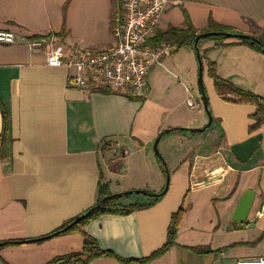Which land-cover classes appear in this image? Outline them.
<instances>
[{
    "label": "crops",
    "instance_id": "0c3cea01",
    "mask_svg": "<svg viewBox=\"0 0 264 264\" xmlns=\"http://www.w3.org/2000/svg\"><path fill=\"white\" fill-rule=\"evenodd\" d=\"M119 1L0 0V31L47 37L76 50L105 49L113 42ZM186 16L198 33L212 20L264 38V0H172L150 44H156L159 32L184 29ZM222 42L198 44L212 125L206 134L178 130L162 136L159 148L168 173L152 153L156 139L172 129H202L209 120L191 89L194 45L154 65L145 98L136 99L86 93L68 84L66 69L48 67L42 51L0 44V104L9 117L2 137L0 108V243L57 231L97 204L100 185H109L110 194H159L168 175V190L152 206L129 216L103 215L85 232L102 250L143 259L164 246L172 216L183 208L174 246L149 264H237L264 258V124L251 134L256 107L222 100L209 75L214 63L219 77L264 98V53L231 39ZM191 96L195 109L186 104ZM257 134L263 135L260 148L248 162L237 161L231 147ZM120 179L125 185L113 189ZM246 191L255 193V201L242 225L232 217ZM137 201L150 198L119 204ZM82 247L78 233L2 247L0 264H47ZM91 264L121 263L100 258Z\"/></svg>",
    "mask_w": 264,
    "mask_h": 264
},
{
    "label": "built area",
    "instance_id": "2783aa9c",
    "mask_svg": "<svg viewBox=\"0 0 264 264\" xmlns=\"http://www.w3.org/2000/svg\"><path fill=\"white\" fill-rule=\"evenodd\" d=\"M171 4L172 0H120L112 18L113 42L105 49L76 50L55 39H30L14 31H0V44L42 51L48 67L66 69L68 84L86 93L144 99L152 67L177 50L174 43L150 44ZM186 104L191 109L198 107L192 96ZM237 264H264V258Z\"/></svg>",
    "mask_w": 264,
    "mask_h": 264
},
{
    "label": "trees",
    "instance_id": "16d2710c",
    "mask_svg": "<svg viewBox=\"0 0 264 264\" xmlns=\"http://www.w3.org/2000/svg\"><path fill=\"white\" fill-rule=\"evenodd\" d=\"M219 33L245 35V34L237 32L233 28L224 27L222 25H219L218 23L212 20L209 22L207 29L198 33L197 30L193 27L189 18L186 16L184 29L170 28L166 32H159L155 38V43L156 44H160L162 42L174 43L177 45V49H181L182 47H185V46L194 45L195 40L199 35L208 34L209 35L208 37L203 38L200 41L204 39H213L223 44L222 41H227L228 38H225L221 35L212 36V34H219ZM63 35L64 33H61L59 36L63 37ZM252 38L257 39L260 43H255L254 41H251L250 39H231V40H234L241 44H247L249 46L256 48L262 53H264V38L262 39H259L256 37H252ZM201 59L203 61L204 57L201 56ZM209 75L213 79L216 92L222 100L232 102V103H237V104H251L256 107V113L252 116L254 123L250 125L249 131L251 134L257 132L264 124V98L250 91L240 89L236 87L232 82L219 77L217 75L214 63L210 64ZM0 108L3 113V123H4V130H3L2 137H5L6 132L8 130V126H9V117H8V113L6 109L1 104H0ZM178 130L180 131V129L168 130V131L163 132V134L178 131ZM3 156H4V148L2 146L0 147V159L1 157L3 158ZM144 192L147 193L145 196L150 198V202L146 203V202L137 201V202H132L127 206H122L119 204V202L122 199L126 197H130V196L121 197L119 196V194L112 195L109 192V185L107 184L100 185V188H99L100 196H99V200L96 205L101 203V201L106 197L111 196V198L103 202L101 204L100 209L95 210L90 217L79 222L77 225L72 227L70 230L62 232L58 235L60 236V235H65V234H70V233L80 234L83 237L82 250L80 252L71 253V254L64 255V256H59L47 264H91L92 262L100 258H113L117 260L118 262H120L121 264H149L154 259L165 254L175 244L179 226L181 224V220L185 212L183 208H180L178 212L172 216L171 223L168 229L167 240L164 246L158 251H156L155 253H153L152 255H150L149 257H146L143 259H138V260L125 259V258H122L114 254L111 251L102 250L99 247L96 239H94L92 236H90L89 234L85 232V228L90 222L98 219L99 217L103 215L129 216L136 211H141V210L149 208L150 206L153 205L154 202H156L159 198L164 196V195H161L160 197H155L153 196L154 193L148 190H144ZM131 196H135V195H131ZM90 209H88L87 211H89ZM81 215L75 217L74 219L66 223L63 227H61L57 231H60L61 229L65 228L71 222L81 217ZM57 231H54L52 233H55ZM27 241L28 240L1 242L0 248L26 244Z\"/></svg>",
    "mask_w": 264,
    "mask_h": 264
},
{
    "label": "water",
    "instance_id": "95a60500",
    "mask_svg": "<svg viewBox=\"0 0 264 264\" xmlns=\"http://www.w3.org/2000/svg\"><path fill=\"white\" fill-rule=\"evenodd\" d=\"M216 35H221V36L228 38V39H250L251 41H254L255 43H260L257 39H254V38H252L250 36H246V35L224 34V33L212 34V36H216ZM208 36H209L208 34L199 35L195 40L194 47L196 49L197 57H198V61H199L198 84H199V89H200L202 101L204 103V108L207 111V114L209 117V123L206 127L202 128V129H195V130L180 129V131H184V132H188V133H201V132H204L205 130L209 129L210 126L212 125V122H213L212 114L209 110V104H208V99L206 96V91L204 89V84H203V75H204L203 61L201 59V55H200V52L198 49L199 41L203 38L208 37ZM163 135L164 134H161L156 139L155 145H154V150H155V153L157 154V156L160 157L161 160L165 163V161L163 160V158L161 157V155L158 151V145H159L160 140H161ZM262 139H263V135L257 134V135L247 139L246 141H244L242 143H238V144L233 145L231 147V152L237 161H239L241 163H246L254 155V153L260 148ZM168 182H169V177H168ZM168 187H169V183L167 184V186H165L164 191H162L159 194H154L153 196L160 197L161 195H164L166 193V191L168 190ZM146 194L147 193L144 191H130V192L121 193V194H119V196L126 197V196H131V195H146ZM110 198H111V196L104 198L101 201V203H99L98 205L91 208L89 211H87L86 213L81 215V217H79L75 221L71 222L69 225H67L65 228L61 229L60 231H57V232L52 233L50 235H47L45 237L29 240V241H27V243L43 242V241H46V240H49L51 238L58 236L62 232L70 230L72 227L77 225L79 222L90 217L95 210L100 209L101 204L103 202H105L106 200H108ZM254 201H255V193L253 191H246L243 198L241 199L233 217H232L233 221L238 223V224H242V225L248 223V217H249V214L252 210ZM251 227H254V225H251Z\"/></svg>",
    "mask_w": 264,
    "mask_h": 264
},
{
    "label": "rangeland",
    "instance_id": "374dc122",
    "mask_svg": "<svg viewBox=\"0 0 264 264\" xmlns=\"http://www.w3.org/2000/svg\"><path fill=\"white\" fill-rule=\"evenodd\" d=\"M185 48H181V49H179V51L178 52H182V51H187V50H184ZM194 57V59H196V65H197V68L199 67V61H198V59H197V56H196V53H195V50L193 51V53H192V58ZM196 68V73H195V70H194V74H193V83H192V85H191V89H192V92H193V95H194V97H195V101H196V103H198L202 108L200 109L201 111H205L204 110V107H203V104H202V101H201V96H200V92H199V87H198V75H197V69ZM208 123H209V120L207 121V123H206V126L208 125ZM206 133H208V131L207 132H203V134H206ZM160 144V143H159ZM154 145H155V143H154ZM158 151H159V153H160V155H161V152H160V148H159V145H158ZM152 153H153V155L156 157L155 159H158L157 161H159L160 163H159V165H161V168L163 167V169L165 168V170L167 171V168H166V165H165V163L161 160V158L160 157H158L157 156V154L155 153V150H154V146H153V150H152ZM161 157H162V155H161ZM153 160H154V158H153ZM148 164V163H147ZM144 164H143V161H140L139 162V171H143V169H144V166H143ZM149 165V164H148ZM167 173H168V171H167ZM168 175H167V177L165 178V184H166V186H167V184L169 183L168 182ZM123 184L125 185V180H123V179H120V180H117V181H114V186H113V189H117V188H121L122 186H123ZM103 185H106V184H103ZM121 186V187H120ZM125 192V191H124ZM120 193H122V192H120ZM120 193H115V194H120ZM115 194H112V195H115ZM144 197H146L145 195H135V196H130V197H126V198H124V199H122L121 201H127V200H130V199H134V198H139V199H144ZM146 198H149V197H146Z\"/></svg>",
    "mask_w": 264,
    "mask_h": 264
}]
</instances>
